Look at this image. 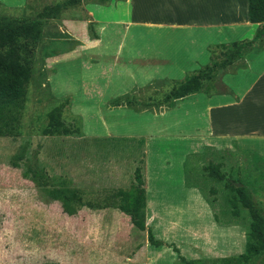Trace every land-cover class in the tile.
I'll return each mask as SVG.
<instances>
[{"label":"rangeland","instance_id":"rangeland-1","mask_svg":"<svg viewBox=\"0 0 264 264\" xmlns=\"http://www.w3.org/2000/svg\"><path fill=\"white\" fill-rule=\"evenodd\" d=\"M56 1L0 0V16L35 18ZM200 2L81 0L46 21L32 46L19 132L0 136V264H79L84 254L105 244L88 234L93 226L88 215H68L59 201L42 200L22 176L24 160L34 151L56 182L94 204L127 189L140 166L152 205L149 227L169 247L155 253L153 264H185L179 255L198 264H228L220 259L245 254L251 218L235 188L264 214V136L243 129L254 126L246 117L259 121L258 106L230 101L239 103L257 74L264 39L170 108L110 105L148 85L142 93L161 95L220 59L222 43L254 35L256 28L251 32L247 26L230 37L228 27L164 23L166 7L188 4L193 11ZM153 20L163 25L146 24ZM25 54L14 44L0 46V61L17 69ZM64 100L62 118L78 125L79 134L44 135L49 111ZM101 227L103 233L105 224ZM237 260L264 264V253Z\"/></svg>","mask_w":264,"mask_h":264},{"label":"trees","instance_id":"trees-1","mask_svg":"<svg viewBox=\"0 0 264 264\" xmlns=\"http://www.w3.org/2000/svg\"><path fill=\"white\" fill-rule=\"evenodd\" d=\"M81 0H59L52 4L45 5L35 18L19 17L11 18L0 16V46L14 44L16 49L23 50L26 54L22 57V68L17 69L8 63L0 61V136L18 134L23 115V99L26 94V82L31 70L32 46L41 36V31L46 21L59 16L68 8L75 7ZM102 2L105 0H101ZM248 16L252 23H257L254 35L250 39H243L222 43L225 47L223 56L212 61L203 68L187 77L185 80L173 84L161 95L147 96L142 91L150 89V85L129 93L121 95L111 100L110 105H126L133 110L140 111L141 106H154L156 109L172 107L176 100L199 92L205 82L211 80L219 70L224 69L238 60L245 58V55L252 49L254 44L264 39V0H248ZM90 35L97 38V34L89 26ZM158 94V89H153V94ZM64 100L54 106L48 113L47 125L43 129L44 135H73L79 134L78 125H66L62 118ZM150 111V109H148ZM22 176L33 182L36 189L41 194L42 200L46 202L59 201L62 210L69 214H75L82 206L89 208H101L102 205L91 202H84L78 194L63 182L58 183L46 171L40 163L37 152L34 151L25 158L22 168ZM239 200L250 215L249 231L245 254L233 258L223 257L220 260L228 264H237V259L264 253V214L262 208L244 193L241 187L235 188ZM119 201L113 206L119 208L130 217L131 223L142 231H146V238L150 245L161 246L163 241L157 239L151 228L146 224L145 206L146 193L144 178L140 166H136L133 171V179L126 190L118 191ZM177 251L176 247H173ZM185 264H198L194 260L185 259L178 256Z\"/></svg>","mask_w":264,"mask_h":264},{"label":"crops","instance_id":"crops-1","mask_svg":"<svg viewBox=\"0 0 264 264\" xmlns=\"http://www.w3.org/2000/svg\"><path fill=\"white\" fill-rule=\"evenodd\" d=\"M137 8L135 7V11ZM155 8L157 7L151 9L154 11ZM189 9L190 7L188 4L183 5L181 9L176 7L170 9L169 7H166V9L162 10L163 16H165L164 23L180 28H215L217 31L219 28L221 29V27H228L230 28V37H237L238 34H236V32L240 31L245 26L249 28V31L253 32L258 25L249 20L248 0H201L197 7L193 9L191 8L193 11H189ZM158 11L160 12L161 10ZM159 14L160 13H158V15ZM198 16L203 17L200 20L195 19ZM192 17H194V19ZM161 23L163 22H157L156 20L146 22V24L154 26L163 25ZM209 43H211V41ZM203 49L204 48L201 47L200 51L203 52ZM258 53L261 57L260 59H257V74H254L252 80L250 79V83L246 86V89L244 88L246 93L243 91L245 94L243 93L244 97L240 99L239 103L233 100L230 101V105L241 106L249 101L251 107L258 106L259 121L250 120V116L246 117L245 119H247V122L254 123V126L247 125L243 129L250 134H257V136L262 137L264 136V48ZM249 111L250 109L246 107V113ZM144 187L146 193L145 218L146 224L149 227L151 226L149 224H151L150 218L152 217V214H150V210L152 209V205L149 204L148 201L147 182L145 178ZM119 190L121 189L107 194V196L110 197H103L101 199L102 202L97 203L103 207L92 209L87 206H82L75 214H73V216L79 214L88 215V217L91 218L90 221L93 222V226H89L90 232L88 231V234L90 233V236L105 243L101 247L99 246L100 249H98V247L96 252L89 251L88 254H84L82 258L84 261L79 264H153L155 262V253L158 255L159 253L161 254L165 252L163 251L165 247L167 249L166 245L158 247L150 245L146 238V231H142L135 227L131 223L130 217L119 208L104 206L118 203ZM98 222L102 225L103 223L105 224V231L103 233L101 224H98ZM138 245L139 247L137 248ZM133 247L137 248L135 252H133ZM143 254H145V257H142Z\"/></svg>","mask_w":264,"mask_h":264}]
</instances>
